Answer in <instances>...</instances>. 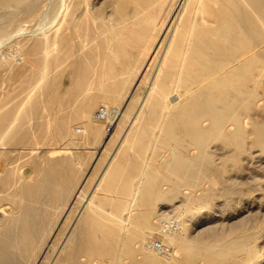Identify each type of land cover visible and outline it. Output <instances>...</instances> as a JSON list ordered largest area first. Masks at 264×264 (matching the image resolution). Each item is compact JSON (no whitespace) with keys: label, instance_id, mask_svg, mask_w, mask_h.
<instances>
[{"label":"bare ground","instance_id":"obj_1","mask_svg":"<svg viewBox=\"0 0 264 264\" xmlns=\"http://www.w3.org/2000/svg\"><path fill=\"white\" fill-rule=\"evenodd\" d=\"M166 37L167 43L165 45V50H163L164 52L160 56L161 60L157 66L155 74L156 76H159L160 79L157 77H154L153 79L151 78L152 80H150L151 82L150 84L148 83V85L150 91L151 89L154 90L155 87H157L162 95L170 92L168 100L165 101L166 103L164 106L161 105V108H164V115H171V119H168L166 121L167 123H164L163 125L165 126L166 124V128L164 127V132H166V134L164 133V135L167 136V138L175 137L181 144L177 154L178 158L174 161L176 163H173L175 164L174 167L180 168L184 172L187 179L191 182L195 180L198 181L201 177H204L205 179V176L206 178H209L207 176L213 173L210 163L214 162L209 161L211 159L208 158V150L204 147L205 140L209 137H220L230 142L234 141L236 143L235 150L238 153L246 150L248 145L247 136L249 133L255 134V137L252 139L253 143H264V117L262 115L261 119L258 118V115L261 112L260 109L264 111V0H0V68L5 67L6 65H9L10 68V66L13 67L16 64L17 67H19L20 65L22 66L23 63H28L31 58L37 63V65L31 66L29 73H27L28 76L26 78L23 77L25 79L22 84L24 90H27V94H25V100H20L22 104L25 103L24 106L21 108L19 107L21 110H15L16 108L13 107L15 105L11 106L10 104L7 109L4 107L5 110L2 113L0 112V149L7 148L8 145L10 146V143L14 144L18 140L22 141L28 139L31 135L32 126L43 119V116L40 113L41 109H45L54 104H61L68 108L70 106L72 110H70L71 113L69 115H66V113L64 114L66 116L61 115L57 118V126L62 136L67 135L69 132L72 135H76L78 133H82V131L85 135L91 134L94 136L95 134H98L99 130L94 127L92 124L93 122L91 123L92 120L90 121L87 116L90 115L88 113L91 112L90 110L95 106V102L98 101L95 100L98 98L97 94L94 95L93 92V94L89 92L91 88H107L111 90L112 93L114 92L113 96H115V94H118V92L126 86L129 78L131 79L129 74L135 70L137 85L139 81H141L143 73H145L143 72V69L146 64L150 61L153 55L155 56L156 54V45L158 43H163ZM6 45L13 47V51L11 50V52H7L5 49ZM152 63L156 64V62ZM6 70H8V68H6ZM9 70L5 73L8 74ZM13 74L14 72L11 75ZM19 75H21L20 72ZM22 75L24 76V74ZM49 75L51 78H48ZM1 76L3 77V75ZM6 79H8V77H6ZM16 79L18 80L19 78L17 77ZM17 80H15V82ZM1 86L2 85L0 84V88ZM7 86L13 87L8 84ZM3 91L4 89L1 93ZM7 91H9V88ZM13 91L16 90L13 89ZM124 91L125 90H123L121 94ZM5 92L3 94H5ZM62 92L66 93V96H68L67 99L63 98L64 96L61 95ZM88 92L96 98L94 99L91 95H87ZM128 92L130 91H127V93ZM134 92H136V90ZM9 94L10 93H7L6 97ZM13 94L14 93H12V95ZM22 94H24V92ZM18 95L19 93L17 96ZM105 95L108 96L107 93ZM1 96L3 95L1 94ZM106 96L105 98H108ZM146 96L148 98L150 95ZM164 97H166V95ZM1 99H4L5 102V98ZM16 99L14 100L17 102ZM150 99L152 100L153 96ZM160 99H162V97H160ZM162 100H164V98ZM4 102H2V105ZM143 102L139 106V109L143 105ZM19 104L20 103H18V105ZM19 106H21V104ZM137 106L138 104L135 107ZM155 107L157 106L154 105L153 109L149 107L153 110V112L151 110L147 111H150V114L153 115L152 113L156 111L154 109ZM146 108L143 107L141 109L143 110ZM106 109L107 113L104 119H97L95 115L93 117L96 120L109 121L106 127L107 130H110L107 137L108 141L113 135L112 127L116 125V121L112 119V117L114 113H121V110L117 107L112 110L109 105H106ZM134 109L137 112L135 111L136 113L132 115L130 121L127 120L129 123L125 132L120 136L117 145L118 147L126 141V137L130 129L134 132L137 130V128L134 130L132 129L135 128L134 124L139 117L138 112L140 113V110H137L136 108ZM47 110H49V108ZM52 110H54V107ZM143 111L145 112V110ZM158 112L160 111H156L154 115ZM61 113L63 114V112ZM80 114L89 119L90 122L85 121L86 119L81 117L85 123L84 127L78 129L76 125H73V120L75 117H80ZM147 114L148 113L145 115ZM150 114L147 116L151 117ZM49 115L51 117L55 116L53 113ZM157 115L159 116V113ZM118 117L120 116L118 115ZM154 117H156V115ZM154 117L153 119L149 118L150 122L148 121L147 124L154 126V124H151ZM160 118L158 117V119ZM46 119L48 120V118ZM165 119H167V117ZM76 120L77 119H75L74 122ZM78 120L80 119L78 118ZM139 120L141 121V118ZM158 122L160 121L158 120ZM95 123L96 122H94V124ZM143 123H145V121ZM125 124L127 125V123H124V125ZM229 125H232V127ZM145 126L146 125H144L143 130ZM159 126L160 125H158V127ZM146 128H148V125ZM40 130H43V128L39 129V131ZM146 133H148V131ZM146 133L144 132L143 135L141 133V136L145 138L146 136L144 134ZM152 135L151 137L156 136L155 132L154 135ZM151 137L149 136L147 138ZM32 138L33 136L31 137V140ZM143 138L141 139V142L144 140ZM71 139L73 138L71 137ZM56 140L58 141V139ZM66 140H68V138ZM130 140L128 143L132 142ZM27 141L29 142V139ZM151 141H149V144ZM30 143H32V141H30ZM132 144H134V142ZM145 145L146 144H144V146ZM210 145L211 143L209 144V147ZM186 146L198 148V152L188 153L186 152ZM221 146L223 147V143ZM126 147H128V145ZM67 148V145L54 148L51 150V156L58 155L59 153L64 152L65 149L67 150ZM250 148L251 147H249V149ZM256 148L258 147H255V149ZM38 149H36V151ZM117 149L113 152V154L111 152L112 155L110 159H108L109 161L107 166L103 172H101V176L99 174L100 180L107 172L111 161L116 158L115 154L117 153ZM215 149L217 150V148ZM216 150L215 152L221 155L220 152H217ZM257 150L258 149H256V151ZM27 151H29V149ZM144 151H142L143 155ZM213 151L211 155H213ZM33 152H31L32 156ZM66 152H68V150ZM3 154L4 152L0 151V157L3 156ZM121 154H123V152H121ZM138 155L139 154H137V156ZM241 156L243 157V154ZM36 158H38V156ZM227 159L230 158H226L224 161H227ZM16 160L17 163L18 159ZM39 160L40 158L38 161ZM138 160L140 161V159ZM151 160L152 159H149L150 163ZM150 163L148 162L147 166ZM72 164L74 166V163ZM138 164L140 165V162ZM155 164L159 165V167L164 165L163 163H160L162 164L161 166L158 163ZM143 165L145 166V162ZM152 165H154V163ZM41 167L39 166V168ZM57 167L56 161L52 160L47 165V169L45 170L46 173L44 172L45 175H43L42 178L41 176L39 180L34 178L35 182L33 181L31 183H24V181L21 182L20 185L16 187V191L13 192V195L10 196L12 201H16L17 204L16 209L13 204H8L12 207L8 210L10 213L12 212L11 218L7 221L4 219L5 221L3 226L0 227V264H35L37 261H40L39 264H167L166 260L164 262V258L161 259L160 255H155V252L154 254L153 252L147 253L143 250L142 246H140L142 247L140 250L144 253V258L141 260L135 258L134 254L136 252V246L144 244V240H148V238H146L147 234L136 233L131 230L130 232H132V234H126L125 230H127L129 226L128 224V226H126V223H119V225L116 226L114 223L110 222L108 216L107 218L102 215L103 213L101 215L95 214L93 212L94 210H91L89 204H92L93 202L99 203L102 199L96 200L92 194L90 196L88 195L89 197L87 196L88 198L86 199L84 205L80 208L79 212L76 210L78 215L75 220L72 222V217L71 220L69 219L70 221L68 222H72V224L67 232L64 230V236L59 238L56 234L52 233V235H50L49 230H51L52 226H55L57 223L53 222L54 218L50 219L48 217L50 209L49 206L51 205L52 208L53 206L55 207L57 198H60L64 193H66L64 192L67 191L66 185H71L70 182H73L74 180L75 182L77 181L76 179L72 181L73 178L71 179L69 174V176L64 174L65 170L62 171ZM138 167L139 166L136 168ZM142 167L143 166H141V168ZM216 167H220L222 169L221 166ZM156 170H158V168H156ZM38 171L40 170H37V172ZM73 171L75 172V169ZM13 172L12 166L6 167L4 173L2 175L0 174V184L2 185L11 182L10 178ZM148 172L150 171L148 170ZM160 172L161 171L159 170V173ZM109 173L111 174L113 172ZM116 174H118V172ZM147 175L144 174L143 176ZM140 177H142L141 172ZM218 177L219 176H217V178ZM105 181L108 182V180ZM207 181H210V178L207 179ZM98 184L99 181L95 188H97ZM77 186L78 189L76 192L74 191L75 194L73 198L78 197L81 194V191H83V187H85L83 182ZM193 186L196 187L195 185ZM116 187L117 185L114 186V188ZM104 188L105 187L101 188L102 191ZM108 188L110 189V186ZM117 188L120 190L119 186ZM196 190L198 189L196 188ZM69 191L70 190H68V192ZM102 191L101 194L103 193ZM107 191L106 194L104 193L105 196L114 190L109 191L108 194ZM130 194L132 193L130 192ZM124 195L125 193L123 196ZM5 199L7 200L8 198L6 197ZM130 199L132 201V198ZM2 200L3 199L1 198L0 201ZM63 200L64 197L62 201ZM123 201L125 200L123 199ZM74 202L77 203L78 200ZM121 204L122 203L117 204L116 208L120 209ZM134 204L136 203L131 202L130 206L127 208V215L124 214L128 220L134 215V213H132ZM4 205L5 204L0 205V212L4 210ZM43 205L45 207H43ZM71 205L72 203L68 206L71 207ZM113 205L115 206L116 204ZM56 206L57 207L53 210L54 212L52 211L53 214L56 212L58 213V211L61 210H59V205ZM139 209H141V207H139ZM72 210L75 209L73 208ZM96 210H99V208ZM64 211H66V209ZM41 214H44V216L46 215V220L45 218L43 219V215L42 217L40 216ZM141 214L138 212V216L137 214L136 216H142ZM186 217L187 216H185V218ZM142 220L143 224L141 223L140 225L144 226H142L143 229L147 228L151 231L153 229L151 219L145 216ZM55 227H57V225ZM66 227L64 229H67ZM168 236L169 235H167V237ZM138 251L139 250H137V252ZM127 256L132 258L130 262H125V260H123V258ZM245 259L246 261L248 260L244 257V260ZM255 264H264V259Z\"/></svg>","mask_w":264,"mask_h":264},{"label":"rangeland","instance_id":"obj_2","mask_svg":"<svg viewBox=\"0 0 264 264\" xmlns=\"http://www.w3.org/2000/svg\"><path fill=\"white\" fill-rule=\"evenodd\" d=\"M166 43H167V37L164 39L163 43H158L156 45V49H155L156 54H155V56L153 55V57L150 59V61L146 64L145 68L143 69V72H145V73H143L142 79H141V81H139L140 85H139V83L136 85L137 78H135L136 77V73H135L136 70H135V71H132L131 74H129V77H131V79L129 78V81L126 83V86H124V88L120 92H118V94H115V96H113L114 92L112 93V91L107 89V88H105V89H100V88H96V87L91 88V90L89 92H91V93L93 92L94 95L97 94V97L99 99L96 98L94 95H92L93 93L92 94L89 92L87 93V95H89V96L91 95L94 99L96 98L95 100H98L95 102V104H94L95 106L90 110L91 112L88 113L90 115H87L88 118L90 119V121L92 120L91 123L93 122L92 124L94 125V127H96L97 130H99L98 134H95L94 136L91 134L85 135V134H83V131H82V133H78L76 135H72L69 132L67 135L62 136V134L60 133L58 126H57V118L61 115L63 116L66 113H67L66 115H69L72 110H71L70 106L68 108V107L63 106L61 104L60 105L54 104V105L48 106L45 109H41L40 113L42 114L43 119L40 122H38L39 124L37 123V124H34L35 126L34 125L32 126L31 135L33 136L34 139L32 138V140H31L32 136L30 135L28 138L29 142L27 141L28 139L22 140V141L18 140L17 142H15L16 144L10 143V146L8 145L9 149H8V147L4 148V149H0V151L4 152L3 156L0 157V172H1L0 174L2 175L4 173L6 167H8V166H12L13 171H14L13 174L11 175V178H10L11 182L7 183L8 185L7 184H2V185L0 184V192H1L0 193V199L1 198L3 199L2 201H0V205L5 204L4 210L0 212V227L3 226V223L5 220L7 221L8 219L11 218L12 212L10 213L8 210L11 209L12 207H11V205H8V204L9 203L13 204V206H15V209H16L17 202L14 200L12 201V198H10V196L13 195V192L16 191V187L18 185H20V183L23 181H24V183L25 182L31 183L33 181L35 182L34 178L35 179L37 178L36 180H39L40 176L42 178V176L45 175V173H46L45 170L47 169L46 168L47 165L49 164V162H51L53 160V161H56L58 169H60L62 171L68 170L69 172L64 171V174L66 176L69 174L70 176L69 175L68 176L71 179L73 178L72 181L74 179H76L78 182L77 181L75 182V180H74L73 182H70L71 185H66L67 191H64L66 193H64L63 196H61L60 198H57L55 203H56V205H59L58 206L59 210L61 209L60 211H58V213L56 212L53 214L54 208L57 207L56 205H55V207L53 206V208L51 205L49 206L50 209H49L48 217L50 219L54 218L53 222L57 223V224H55V226L57 225V227H55L52 224L54 227L52 226L51 230H49L50 235H52V233H53V234H56L57 237H59V238L64 236L65 232H67L70 229L69 227H71L72 222L77 217L80 208L84 205V203L86 202V199L92 194L96 200L102 199V200H100L101 202H99L100 205L98 202H96V203L93 202L92 204H89V206L91 207V210L92 211L94 210L93 212L95 214L101 215L103 213L102 215H104L106 217L108 216L109 218L108 217L107 218L110 220V222L114 223V225H116V226H118L119 223L120 224L126 223L125 224L126 226L129 225L127 230H125L126 234H130V233L132 234V232H130V230H131V231H135L136 233H143L145 235L147 234V236L149 235L148 237L146 236V238H148V240L145 238L146 240H144V242H143L144 244H141V245L139 244L138 246H136V252L134 254V257L137 258L138 260H141L144 258V253H142V251L140 250L142 247H143V250H145V252H147V253L153 252V254H154V252H155V255H158V256L160 255L161 259L164 258V262L166 260L167 264H255L258 261H261L262 259H264V143H255V142L253 143L252 139L255 137V134L249 133L247 136L248 145H247L246 150L245 151L243 150L241 153H238L235 150L236 143L234 141L230 142V141L225 140V139L220 138V137H209V138H207L205 140V146L204 147H206V149L208 150V153H209L208 158L211 159L209 161L210 162L214 161L213 163L212 162L210 163L211 164L210 167L212 168L213 173H211L210 175L207 176L210 178L211 182L207 181V179H209V178H206V176H205V179H204V177H201V179H198V181L200 183L197 180L191 182L190 180L187 179L184 172L180 168L174 167L175 164H173V163H176L174 161H176V159L178 158L177 154H178L179 147L181 146V144L178 141V139H176L175 137H173V138L168 137L167 138V136L164 135V133L166 134V132H164L165 128H166L165 127L166 124H165V126H163V125H164V123H167L166 121L168 119L169 120L171 119V115L170 114L164 115V113H165L164 108L163 107L161 108V105L164 106V104L166 103L165 101L168 100V95L170 94V92L165 93L166 97H164L165 95H162V93L159 92L157 87H155L154 90L151 89V91H150V88L148 85V83L150 84V82H151L150 80H152L154 77H157L158 79H160V77L156 76L155 74L157 71V66L159 65L160 60H161L160 56H161V54H163V52H164L163 50H165ZM5 49L7 50V52H11V50L13 51V47H11L10 45H6ZM159 50H160V54H159ZM12 58H14V57H12ZM152 62H156V64L152 63ZM32 65L35 66V65H37V63L31 58V59H29L28 63H25V64L23 63V65L22 66L20 65L19 67H17V64H16L14 66L12 65L13 67L10 66V68H9V65H6L7 67L5 66V67L0 68V76L3 75V77H5V78H3L2 76H1L2 78L0 77V81H1L0 84L2 85L1 88L4 87L3 88L4 91L2 93H1V91L3 89L0 88V96H1V94L4 96V97L3 96L0 97V102H1L0 103V112L1 113L5 109H7L10 106V104H11V106L15 105L13 107L16 108L15 110L18 109V111L21 110V109H19V107L21 108L22 106H24L25 103L22 104L20 102V100L21 99L25 100L24 97H25V94H27V90H24L22 83H23L24 79L28 76L27 73H29V70H30ZM15 66H16V68H15ZM23 66H24V70H23ZM155 66H156V68H155ZM6 68H8V70L10 69L9 73L12 74L14 72V74L11 75L9 73L8 74L5 73L6 71L8 72V70H6ZM17 68H18V70H17ZM25 69H27V70H25ZM18 71L20 72L21 75H19ZM23 71H25V72H23ZM150 71H152V72H150ZM22 74H24V76ZM9 75H10V78H9ZM144 76H146V77H144ZM6 77H8V79H6ZM17 77L19 78L18 80L16 79ZM23 77H25V78H23ZM49 77L51 78L50 75L48 76V78ZM143 78L144 79L146 78V79L144 80ZM15 80H17V81L15 82ZM7 81L8 82L10 81V82L8 83ZM146 81H149V82H146ZM4 83H5V85H4ZM6 83L8 85L13 86V87L7 86ZM16 85H18V86H16ZM21 85H22V87H21ZM6 86L9 88V91H7L8 88ZM5 88H7V89H5ZM10 88H13L16 91H13V89H10ZM123 90H125V91L121 94V92ZM135 90H136V92H134ZM127 91H130V92L127 93ZM137 91H138V93H137ZM152 91H153V93H152ZM4 92H5V94H3ZM23 92H24V94H22ZM105 92L107 93V95L109 93L110 94L108 96H106ZM7 93H10L9 94L10 96L7 95V97H6ZM12 93H14V94L12 95ZM18 93H19V95L17 96ZM148 93H150V94H148ZM67 94H69V93H67ZM61 95L64 96L63 98H65V99H67V97H68V96H66L65 92H62ZM104 95L108 98H105ZM146 95H150V96H148V98H147ZM133 96H134V98H133ZM152 96H153L152 100H154V101H152L150 99ZM110 97H111V99H110ZM139 97H140V99H139ZM160 97H162V99L164 98V100L160 99ZM1 98H5V102L7 104L4 102V99H1ZM14 99H16L17 102ZM13 100H14V102H13ZM23 100H21V101H23ZM158 100L160 101V103ZM107 101H109V102H107ZM2 102H4L5 104L3 103V105H2ZM142 102H143V105L141 106V108L147 107L146 109H143V110H145V112L141 108L139 109V106L141 105ZM18 103H20L21 106H19L20 104L18 105ZM136 103L138 104L137 107H135L137 105ZM6 105H8V106H6ZM103 105L105 107H106V105H109V107H111L112 110L116 109V107L121 110V113L120 112L114 113V115L112 117V119H114L116 121V125H114L112 127L113 135L111 136V138L108 141H107V137H108V132H110V130L108 129L109 130L108 131L106 127H107L109 121L96 120L93 117L95 115L94 113L96 112V110ZM154 105L157 106L154 109L156 111L161 112V114H160V112H158L159 116L157 115L158 113H156L155 114L156 117H154L155 116L154 113L156 112L155 110H154L155 112L152 113L153 115L150 114L151 113L150 111H147V110H151L153 112L152 109H153ZM148 106L151 107L152 109H150ZM4 107H5V109H4ZM50 107H51V110H50ZM53 107H54V110H52ZM1 108H3V109H1ZM48 108H49V110H47ZM134 108H136L137 110L138 109L140 110V113L138 112L139 117L137 118V121L134 124L135 128L132 129V130H134L137 128V130H135V132H134V131H131V129H130V131L127 134L128 138L126 137V141H124L118 147L117 145H118L120 136L127 129V126L129 123L128 121H130L132 115L137 112ZM59 109H60V111H59ZM64 110H65V112H64ZM42 111H44V112H42ZM45 111H47V112H45ZM260 111L261 112L258 115L259 119L262 118V115L264 117V111H262L261 109H260ZM59 112H60V114H59ZM61 112H63V114ZM46 113H48V114H46ZM51 113H53V115L55 114L56 118H55V116L51 117L49 115ZM141 113H143V114H141ZM144 113L145 114L148 113L147 114L148 116L150 114L152 118L148 117ZM117 114L120 117H118ZM66 115H64V116H66ZM79 116L80 117H75V118L72 116L74 118V120L77 119L75 122L73 120V123H74L73 125H76L78 127V129L84 127L85 122L81 119V117L83 119H86L85 121H87V122L89 121V119L84 117L82 114H80ZM153 117H154V120H152L151 124L152 125L154 124L155 128H154V126L147 124V122L148 121L150 122V119H153ZM158 117L159 118L161 117V118L158 119ZM166 117H167V119H165ZM46 118H48V120ZM78 118L80 120H78ZM140 118H141L142 122L139 120ZM158 120L160 122H158ZM46 121H49V122H46ZM81 121H83V122H81ZM144 121L146 124L143 123ZM94 122H96L97 124L96 123L94 124ZM154 122L157 124H155ZM42 123H44V124H42ZM124 123H127V125L126 124L124 125ZM51 124H53L54 127ZM134 125H133V127H134ZM144 125H146V126L143 130ZM147 125H148V128H146ZM149 125L151 128L149 127ZM158 125H160V126L158 127ZM229 126L232 127V125H229ZM33 127H35V128H33ZM152 127H153V129H152ZM248 127H249V125H248ZM42 128H43V130L39 131V129H42ZM157 128H158V130H157ZM140 129L142 130V132ZM151 129H152V131H151ZM153 130H154L156 136L151 137L152 134L154 135ZM147 131H148V133H146ZM102 132H103V134H102ZM144 132L146 133V134H144L146 136V137L144 136L145 138H143V136H141V133L143 135ZM47 133H48V135L49 134L50 135L48 136ZM100 133H101V135H100ZM136 134H137V136H136ZM99 135H100V137H99ZM134 135H135V137H134ZM148 135L152 139L147 138V137H149ZM71 137L77 141H74L73 139H71ZM80 137H81V139H80ZM41 138H42V140H41L42 142L40 141ZM67 138H68V140H66ZM142 138L145 140V141L143 140L144 142L143 141L141 142ZM216 138H218V139H216ZM50 139H52V140H50ZM56 139H58V141ZM79 139L82 143L79 141ZM130 139H132V140H130ZM129 140L132 142L128 143ZM148 140L149 141L152 140L154 142L151 141V143L149 144ZM168 140H170V141H168ZM30 141H32V143H30ZM217 141H220V142H217ZM133 142H134V144H132ZM103 143L106 145H104ZM139 143H140V145H139ZM152 143H153V145H152ZM210 143H211V145L209 147ZM222 143H223V147L221 146ZM126 144L128 145V147H126L127 146ZM144 144H146V145L144 146ZM13 145H16L17 147L13 146ZM40 145H41V147H40ZM66 145L68 146V148H67L68 152H66L67 150L65 149L64 152L59 153L60 155L58 154V155L51 156L52 155L51 154L52 149L58 148L61 146H66ZM148 145H149V147H148ZM157 145H159V146H157ZM167 145H169V146H167ZM25 146H26V148H25ZM155 146L157 147L158 150L156 149ZM117 147H118V149H117ZM124 147H125V149H124ZM136 147H137V150H136ZM249 147H251V148L249 149ZM255 147H258V148H256V149H258L257 151H256ZM129 148H131V149H129ZM213 148L214 149L217 148V150L216 149L215 150L217 152L219 151L221 155H219V153L217 154ZM260 148H261V150H260ZM28 149H29V151H27ZM36 149H38L39 152H38V150L36 151ZM116 149H117V153L115 154V157L117 159L114 157L116 160L113 159L111 161V163L109 164V167L107 169V172H106L107 174L105 173L100 180L99 177L102 174L101 172H103V170L107 166V163L109 161L108 159H110L111 155L113 154V152H115ZM119 149H122V150H119ZM127 149H129V150H127ZM138 149H140V150H138ZM172 149H173V151H175V150L176 151L173 152ZM195 149H197V150H195ZM209 149H211V150H209ZM146 150H149V151H146ZM250 150H252L255 155ZM127 151H128V154H127ZM138 151H141V152H138ZM142 151H144V155H143ZM212 151H213L214 156L211 155ZM5 152H6V154H5ZM17 152H18V154H17ZM31 152H33V156L31 155ZM111 152H112V154H111ZM121 152H123V154H121ZM186 152L196 153V152H198V148L186 146ZM66 154H68V155H66ZM71 154H73V155H71ZM108 154H110V155H108ZM137 154H139L138 155L139 157L137 156ZM140 154H142V155H140ZM173 154H174V156H173ZM240 154L241 155L243 154V157ZM40 155H41V157H40ZM64 155H66V156H64ZM69 155H71V156H69ZM176 155H177V157H176ZM37 156H38V158H36ZM171 156H172V158H171ZM225 157L230 158V159H227V161H224V160H226ZM249 157H252V158H249ZM39 158H40V160L38 161ZM164 158L166 161L164 160ZM16 159H18L17 163H16V161H17ZM59 159H60V161H59ZM138 159H140V161ZM149 159H152L151 163H150ZM154 159H155V161H154ZM44 160H46V161H44ZM71 162L74 163V166ZM78 162H79V164H78ZM139 162H140V165L138 164ZM144 162H145V166L143 165ZM148 162L150 163L149 164L150 166L149 165L147 166ZM153 163H154V165H152ZM155 163H158V164L163 163L164 165L160 164V166L162 165V167H159V165H157ZM214 163H216L217 165ZM4 164H6L7 166ZM119 164H120V166H119ZM122 164H124V165H122ZM38 165L40 167L42 166L41 167L42 169L39 168ZM156 165H157V167H156ZM215 165L221 166L222 169L220 167L217 168ZM137 166H139V167L136 168ZM141 166H143L144 169H143V167L141 168ZM146 166L149 168H147ZM223 166H224V168H223ZM228 166H230V167H228ZM121 167H123V168H121ZM156 168H158V170H156ZM74 169H75V172L73 171ZM162 169L164 172L162 171ZM1 170H3V171H1ZM37 170H40L41 172L40 171L37 172ZM148 170L152 173L148 172ZM159 170L162 173L161 172L159 173ZM114 171L115 172L117 171L118 174H116L117 172L115 173ZM109 172H113V173L110 174ZM140 172H141L142 177H140ZM155 173H156V175H155ZM38 174H39V176H38ZM99 174H100V176H99ZM144 174H146V175L149 174V175H147L148 176L147 177V176H143ZM34 175L38 176V177H35ZM107 175L108 176L110 175V176L108 177ZM111 175H112V177H111ZM154 175H155V177H154ZM15 176H17V177H15ZM114 176H115V178H114ZM118 176H120L122 179ZM217 176H219V177L217 178ZM231 176H232V178H231ZM80 177H82L83 179ZM117 177H118V179H117ZM211 177H213V178H211ZM145 178H146V180H145ZM79 179H80V181H79ZM97 180L99 181V184L97 185V188H95L96 184L98 183ZM105 180H108L109 184ZM82 182L85 186L82 189L83 191H81V194L78 197L73 198L75 192L78 189L77 185H80ZM102 182L104 184L106 182L107 186H106V184L104 185ZM111 182L113 184L114 183H116V184L113 185ZM117 183H119V184H117ZM122 184H124L125 186ZM101 185H103V186H101ZM116 185H117V187L118 186L120 187V190L117 187L114 188V186H116ZM191 185L192 186L197 185V186L196 187L193 186V190H192ZM109 186H110V189L108 188ZM103 187H105V188L102 191L101 188H103ZM106 187H107V189H106ZM180 187H181V189H180ZM253 187L255 190L253 189ZM196 188L198 190H196ZM200 188H202V189H200ZM205 188L209 192H207L205 190ZM157 189H159V190H157ZM68 190H70V191L68 192ZM100 190L103 192L102 194H101ZM111 190H114V191H112L113 193L112 192L109 193V191H111ZM116 190H117V194H116ZM106 191H107V194L109 193L107 196L104 195V193L106 194ZM155 191H156V193H155ZM89 192H90V194H89ZM130 192L133 195L130 194ZM205 192H207V193H205ZM124 193H125V195L123 196ZM115 194L117 197L115 196ZM1 196H3V197H1ZM206 196H210V197H206ZM6 197L8 198L7 200L5 199ZM63 197H64V200L62 201ZM139 197H141V198H139ZM130 198H132V201ZM123 199L125 201H123ZM129 199H130V201H129ZM137 199H139V200H137ZM148 199H150V200H148ZM69 200L72 202H70ZM76 200H78L77 203L74 202ZM131 202L136 203V204L133 205L134 208L132 210V213H134V215L128 220V219H126L125 215H127V213H126L128 210L127 208L130 206ZM71 203H72V205H71V207H69ZM119 203H122V204H121L120 209H117L116 206ZM113 204H116V205L114 206ZM41 205H42V203H41ZM171 205H173V206H171ZM43 207H45V206L43 205ZM139 207H141V209H139ZM149 207H151V208H149ZM190 207H192V208H190ZM73 208L75 210H72ZM98 208H99V210H96ZM105 208H107V209H105ZM65 209H66V211H64ZM101 210H102V212H101ZM69 211L72 213H70ZM138 212L140 214L142 212V214H141L142 216L137 217ZM136 214H137V216H136ZM190 214H192V215H190ZM42 215L44 216V214H41L40 216L42 217ZM117 215H118V217H117ZM45 216L43 217V219L45 218ZM145 216L147 218L149 217L153 223V229L151 231H149L147 228L143 229L144 226L140 225L141 223L143 224L142 219H144ZM185 216H187V217L185 218ZM71 217H72V220H71ZM120 217H123V218H120ZM176 218L179 220L180 223L178 222V220ZM69 219L72 222H68V221H70ZM45 220H46V218H45ZM64 222H65V224H64ZM187 223H189V224H187ZM171 224H172V227H171ZM66 225H67V227H66ZM167 225H170V226H167ZM183 225H185V226H183ZM65 227L67 229H64ZM129 227H131V228H129ZM139 229H141V230H139ZM64 230H65V232H64ZM169 231H171V232H169ZM151 232H152V234H151ZM167 235H169L170 237L169 236L167 237ZM151 240H162L164 243H166L170 247V253L169 254H161V253L156 252L154 249H152L148 245V243ZM171 242H173V243H171ZM140 246H142V247H140ZM137 250H139L141 252V254L139 251L137 252ZM148 250H151V251H148ZM204 251H205V255H204ZM238 253H240V254H238ZM244 257L248 259L247 260L248 262L246 261V259L244 260ZM130 258H129V256H127V257H124L123 260H125V262H130L132 260V258L131 259ZM241 259H243L244 261ZM240 260H241V262H240ZM171 262H173V263H171ZM238 262H240V263H238ZM39 263H40V261L35 262V264H39Z\"/></svg>","mask_w":264,"mask_h":264},{"label":"built area","instance_id":"obj_3","mask_svg":"<svg viewBox=\"0 0 264 264\" xmlns=\"http://www.w3.org/2000/svg\"><path fill=\"white\" fill-rule=\"evenodd\" d=\"M106 113H107V109L103 105L99 107L94 114L97 119H104L106 116ZM148 245L158 253H161V254L170 253V247L166 243H164L162 240H151L148 243Z\"/></svg>","mask_w":264,"mask_h":264}]
</instances>
